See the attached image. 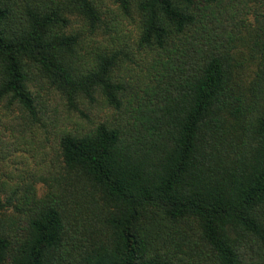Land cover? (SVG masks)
<instances>
[{
    "label": "trees",
    "instance_id": "16d2710c",
    "mask_svg": "<svg viewBox=\"0 0 264 264\" xmlns=\"http://www.w3.org/2000/svg\"><path fill=\"white\" fill-rule=\"evenodd\" d=\"M112 1L128 81L102 0H0V104L39 120L38 76L116 114L59 132L43 195L0 186V264H264V0Z\"/></svg>",
    "mask_w": 264,
    "mask_h": 264
},
{
    "label": "rangeland",
    "instance_id": "374dc122",
    "mask_svg": "<svg viewBox=\"0 0 264 264\" xmlns=\"http://www.w3.org/2000/svg\"><path fill=\"white\" fill-rule=\"evenodd\" d=\"M121 21L120 35L115 45L129 51V57L121 56L118 73L125 81L134 79L139 73V63L135 40L139 29L138 16L132 7L130 15H124L112 0H102ZM75 27L83 30L87 26L79 18L74 19ZM111 34L105 35L103 29L97 37L88 38L85 61L100 51L99 46L111 42ZM33 90L39 95L38 118L31 117L17 105L7 102L0 104V186L17 187L28 181L37 183L40 195L46 189L44 177L58 173L62 160L58 147L59 132L62 130L84 131L95 123L114 121L115 112L107 107L99 95L95 102L81 97L70 105L64 95L56 91L48 82L36 76Z\"/></svg>",
    "mask_w": 264,
    "mask_h": 264
}]
</instances>
